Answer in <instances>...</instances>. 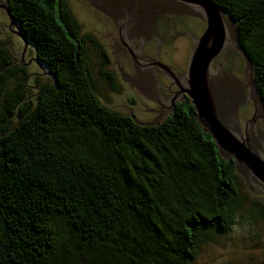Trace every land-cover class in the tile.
<instances>
[{"label":"trees","instance_id":"1","mask_svg":"<svg viewBox=\"0 0 264 264\" xmlns=\"http://www.w3.org/2000/svg\"><path fill=\"white\" fill-rule=\"evenodd\" d=\"M212 1L234 22L264 106V0ZM8 7L54 85L31 91L24 77L3 93L15 67L0 43V264H191L207 233L234 222L232 160L192 106L149 125L103 104L64 1L57 15L37 0Z\"/></svg>","mask_w":264,"mask_h":264},{"label":"water","instance_id":"2","mask_svg":"<svg viewBox=\"0 0 264 264\" xmlns=\"http://www.w3.org/2000/svg\"><path fill=\"white\" fill-rule=\"evenodd\" d=\"M89 1L105 13L107 12L116 27L141 26L140 13L150 10V7L156 3H162L173 14L188 15L201 20V27H204L205 23L206 28L196 39L193 48L173 50L175 60L162 52L164 57L167 56L163 59L167 65L161 64L160 66L174 78L184 74L179 71L184 68L185 61L189 59L186 74L182 76L187 88L182 90L192 101L197 123L205 133L210 135L219 155L223 159H231L235 171L244 178L246 184L264 196V106L254 83L252 62L245 48L236 38L234 22L224 10L212 0H117L127 1L133 8V11L127 10L125 21H118L113 15L115 0H108L101 5L92 0ZM4 9L9 22L12 23L13 15L10 8L6 6ZM191 21L193 19H182L184 24ZM18 35L24 41L25 49L27 41L20 31ZM227 36L230 37L234 46L235 66L232 72L240 81L247 84L246 100L249 103L250 112L253 106V113L247 121L245 130L240 127L236 119L237 105L234 103L231 90L223 86L218 77H213L209 73L210 64L225 45ZM132 62L134 63L133 59ZM138 62L147 65L150 61L138 59ZM256 121H258L259 130L257 132L248 131V125Z\"/></svg>","mask_w":264,"mask_h":264},{"label":"rangeland","instance_id":"3","mask_svg":"<svg viewBox=\"0 0 264 264\" xmlns=\"http://www.w3.org/2000/svg\"><path fill=\"white\" fill-rule=\"evenodd\" d=\"M37 1L57 15L58 0ZM65 2L76 19L78 34L86 39V56L90 74L100 101L117 111L129 114L138 123H156L152 121L151 111L140 103L134 105L129 100L139 95L133 90L130 91L127 81L119 79L120 70L130 76H134V72L130 64L131 58L111 43L110 37L114 34L112 28L114 26L109 20V15L89 0H65ZM17 31V27L9 22L5 9H0V43L11 56V65L15 67L4 82L3 93L11 90L24 77L31 91H35L39 85L53 86L49 71L36 62L33 48L28 42L24 49V41ZM102 51L109 60L107 64H103ZM100 71L114 76L119 85L118 92L109 89V79ZM2 107L1 96L0 112ZM189 108L190 105L185 103L179 105L177 109L187 112ZM236 177L238 194L234 200V222L230 230L226 233L218 231L207 233L191 264L264 263V196L247 185L238 172Z\"/></svg>","mask_w":264,"mask_h":264},{"label":"flooded vegetation","instance_id":"4","mask_svg":"<svg viewBox=\"0 0 264 264\" xmlns=\"http://www.w3.org/2000/svg\"><path fill=\"white\" fill-rule=\"evenodd\" d=\"M62 1L65 2V0ZM92 1L99 5L108 2V0ZM113 5V15L118 21L126 20V12L128 9L129 11H133V8L127 1L115 0ZM6 6H8V0H0V9H4L3 7ZM108 17L114 26L112 27L114 34L110 37L112 45L117 46L128 58L132 57L130 64L134 76L123 73L122 70H120L119 74V79L128 82L130 91L133 90L134 93L139 95V97H132L129 100L134 105L140 103L141 106L146 107L152 113V121L158 123L167 117L174 116L176 111L181 110L177 109L179 105L186 103L193 107L191 99L182 90L187 88L182 76L186 74L189 59L185 61L184 68L180 71L178 70L179 72H184V74L174 78L160 65L166 64L163 59L167 56H171L175 60L173 55L175 50L193 48L196 39L202 35L206 28L205 23L202 22L204 23V27H201V20L195 17L173 14L162 3H156L150 7V10L140 13L142 25L139 27H116L113 19L110 16ZM189 18L193 19V21L187 24L182 22V19ZM12 23L17 27L14 20ZM233 47L230 37L227 36L225 45L210 64L209 73L213 77H218L222 85L231 90L232 98L237 105L236 119L240 127L245 130L247 121L253 113V106L250 112V106L246 100L248 93L247 84L240 81L232 72L235 66L233 62ZM162 52L167 54V56L164 57ZM138 59H145L150 62L144 65L139 63ZM100 72L104 75L102 71ZM107 79L110 82L108 85L109 89L113 92H118L119 85H117L118 82L114 76L112 75V78L107 77ZM257 122L248 125L247 130L257 132L259 130ZM259 202L263 203V201Z\"/></svg>","mask_w":264,"mask_h":264}]
</instances>
